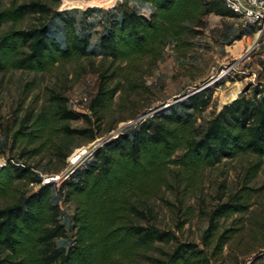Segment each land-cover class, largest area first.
Listing matches in <instances>:
<instances>
[{"label": "trees", "instance_id": "obj_1", "mask_svg": "<svg viewBox=\"0 0 264 264\" xmlns=\"http://www.w3.org/2000/svg\"><path fill=\"white\" fill-rule=\"evenodd\" d=\"M48 1L61 0H10L6 4L0 0V72L52 71L93 54L90 46L96 38L103 56L117 63L114 74L129 80L144 59H161L169 42L178 44L184 36L201 34L207 15L237 16L224 0H121L111 9H84L81 31L75 17L65 13L60 40L51 34L55 9ZM137 4L149 5L151 10L140 12ZM29 18L34 21L25 25ZM253 26L255 34L257 26ZM205 84L121 128L59 184L43 179L60 171L39 169L24 161V155L9 157L0 167V264H213L237 231L228 227L220 232L219 220L249 210L251 187L244 185L232 202L213 209L203 247L178 241L165 259L155 258L152 251L157 243L177 237L147 221L170 172L178 169L194 177L242 154L256 156L246 171L247 183L261 170L264 82L254 85L250 95L248 89L240 92L218 112L213 109L203 126L198 123L200 115L213 104L214 95V89ZM119 90V85L109 86L106 80L99 83L88 105L95 117L113 110ZM68 101L53 93L43 108L28 113L9 136L12 147L35 145L32 152L40 154L57 135L83 132L65 122L88 117V113L72 109ZM60 201L71 204L73 211H66Z\"/></svg>", "mask_w": 264, "mask_h": 264}, {"label": "rangeland", "instance_id": "obj_2", "mask_svg": "<svg viewBox=\"0 0 264 264\" xmlns=\"http://www.w3.org/2000/svg\"><path fill=\"white\" fill-rule=\"evenodd\" d=\"M9 1L2 0L4 4ZM118 1L121 0H70L72 7L67 6L65 0L56 3L48 1L55 9L51 34L61 40V18L65 13L75 17L77 29L81 31L86 19L84 9H111ZM136 8L145 13L151 10L149 5L142 4H137ZM32 21L34 19L29 18L25 25ZM101 26L99 23L98 29H102ZM253 27L244 26L238 16L209 14L201 34L193 38L184 36L182 43L169 42L161 59H144L129 80L114 74L117 63L103 56L96 46V38L90 46L95 51L93 54L60 64L52 71L0 72V143L4 147V152L0 154V167L9 157L24 155L22 159L30 165L46 172L60 171L59 174L64 175L71 168L69 162L73 154L68 159L66 155L76 147L80 146L73 153L101 143L121 128L134 124L138 118L148 116L158 106L179 101L181 96L189 95L199 84L206 82L205 86L214 89V95L213 104L202 112L198 121L204 126L213 109L218 112L227 104L224 100L237 91L239 85L242 88L237 97L245 89L250 95L254 85L261 80L264 82L261 58L264 35L258 38L256 33L251 32ZM104 80L109 86L119 85L120 90L116 94L113 110L97 118L88 108L89 100L85 102L83 98L91 99ZM53 93L68 100L78 99L84 107L79 112L88 113L89 118L81 117L65 123L83 132L57 135L51 146L40 154L32 152L37 148L35 145L19 143L12 147L11 133L28 113L43 108ZM255 161L256 156L242 154L224 159L194 177L181 174L177 168L170 172L166 185L153 200V215H149L147 221L173 232L177 238L168 243H157L152 251L153 257L165 259L178 241L194 242L203 247L202 237L213 209L221 203L232 202L235 194L247 185L254 189L249 210L219 220L220 232L228 227L237 231L213 264H264V158L257 177L250 183L245 180L248 167ZM21 188L26 186L22 184ZM54 196V201H58V197ZM62 207L70 212L74 209L71 204L62 203ZM157 263L143 261L138 264Z\"/></svg>", "mask_w": 264, "mask_h": 264}, {"label": "built area", "instance_id": "obj_3", "mask_svg": "<svg viewBox=\"0 0 264 264\" xmlns=\"http://www.w3.org/2000/svg\"><path fill=\"white\" fill-rule=\"evenodd\" d=\"M224 3L227 8L232 10L242 21L244 26L256 25L257 26V37L264 35V0H224ZM261 58L264 64V38L261 42ZM224 72V71H223ZM90 99L87 97L83 98V101L87 102ZM69 106L76 110L80 111L84 107L79 103L78 99L71 98L68 101ZM88 110V108L86 109ZM85 110V111H86ZM105 139L101 143H96L89 148L78 149L75 153H72L70 158V169L64 175L54 174V175H44L43 182L48 183L50 181L58 182V184L68 177L69 173L72 172V168L83 161L86 158L91 157L95 148L103 144ZM22 164V163H18ZM264 255V252H263Z\"/></svg>", "mask_w": 264, "mask_h": 264}, {"label": "bare ground", "instance_id": "obj_4", "mask_svg": "<svg viewBox=\"0 0 264 264\" xmlns=\"http://www.w3.org/2000/svg\"><path fill=\"white\" fill-rule=\"evenodd\" d=\"M65 3L67 6L72 7L70 0H65ZM241 88H242V85H239L237 88V91H235L234 93L232 92L224 101L228 103L229 101H232L233 99L237 98V93L241 90Z\"/></svg>", "mask_w": 264, "mask_h": 264}, {"label": "water", "instance_id": "obj_5", "mask_svg": "<svg viewBox=\"0 0 264 264\" xmlns=\"http://www.w3.org/2000/svg\"><path fill=\"white\" fill-rule=\"evenodd\" d=\"M195 92V91H194ZM187 96H189V95H184V96H181L180 98L181 99H178V100H182V99H184V98H186ZM171 103H169V104H166L165 106L167 107V106H169ZM148 115V114H147ZM119 132V131H118ZM118 132L117 133H114V134H111V135H109L106 139H105V141H108V140H110V139H112V138H114V137H116L117 135H118Z\"/></svg>", "mask_w": 264, "mask_h": 264}]
</instances>
